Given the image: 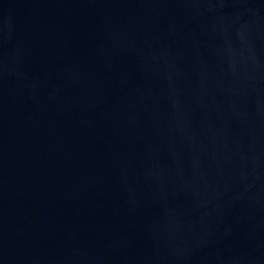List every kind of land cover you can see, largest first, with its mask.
I'll list each match as a JSON object with an SVG mask.
<instances>
[{
	"label": "water",
	"instance_id": "1",
	"mask_svg": "<svg viewBox=\"0 0 264 264\" xmlns=\"http://www.w3.org/2000/svg\"><path fill=\"white\" fill-rule=\"evenodd\" d=\"M0 264H264V0H0Z\"/></svg>",
	"mask_w": 264,
	"mask_h": 264
}]
</instances>
